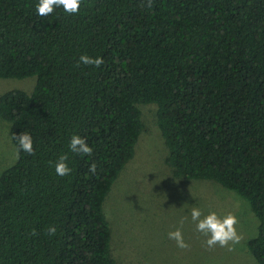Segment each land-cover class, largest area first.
<instances>
[{
    "label": "trees",
    "instance_id": "16d2710c",
    "mask_svg": "<svg viewBox=\"0 0 264 264\" xmlns=\"http://www.w3.org/2000/svg\"><path fill=\"white\" fill-rule=\"evenodd\" d=\"M35 3L0 0V79H36L0 96L15 147L23 130L35 141L0 175V264H117L104 204L135 156L142 105L157 107L177 178L250 204L248 250L264 264V0H82L43 18ZM73 134L90 155L68 151Z\"/></svg>",
    "mask_w": 264,
    "mask_h": 264
},
{
    "label": "rangeland",
    "instance_id": "374dc122",
    "mask_svg": "<svg viewBox=\"0 0 264 264\" xmlns=\"http://www.w3.org/2000/svg\"><path fill=\"white\" fill-rule=\"evenodd\" d=\"M35 78L0 79V96L11 90L31 93ZM144 132L104 204L111 227L112 255L117 264H258L248 250L259 221L250 204L213 181L177 178L167 163L168 149L157 123V107L142 105ZM11 124L0 117V175L17 161ZM195 206L203 214L232 212L241 239L229 251L208 248L190 217ZM185 217L183 223L181 218ZM179 227L189 245L176 246L167 233Z\"/></svg>",
    "mask_w": 264,
    "mask_h": 264
},
{
    "label": "clouds",
    "instance_id": "9594fccd",
    "mask_svg": "<svg viewBox=\"0 0 264 264\" xmlns=\"http://www.w3.org/2000/svg\"><path fill=\"white\" fill-rule=\"evenodd\" d=\"M81 4L82 0H36L34 13L41 18L54 15L58 11H62L67 15H75L79 13ZM103 62V58L100 56L93 58L88 55H81L78 60V64L94 65L95 67L101 66ZM13 138L17 142V156H19L21 152L29 155L34 152L35 141L31 132L23 130L18 135L15 134ZM67 148L69 152L74 154L90 155L92 153V147L88 144L86 138L78 134H73L71 136ZM95 168V163H92L89 171L94 172ZM54 171L56 175L61 177L68 175L72 171L68 163L67 153L57 157L54 162ZM189 214L192 222L195 224L196 231L207 237L205 244L208 248H212L218 244L231 251L233 245L239 243L241 237L236 228L238 220L236 215L232 212L223 216L218 215L216 211H209L207 214H203L200 208L193 206ZM184 219L185 217H182L180 222L183 223ZM47 232L55 234V226L48 227ZM167 236L168 239L176 242L178 248H188L189 245L185 241L184 235L179 227L174 231H169Z\"/></svg>",
    "mask_w": 264,
    "mask_h": 264
}]
</instances>
